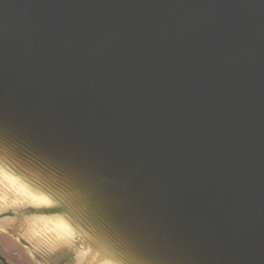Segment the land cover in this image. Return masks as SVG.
Segmentation results:
<instances>
[{
  "label": "water",
  "instance_id": "obj_1",
  "mask_svg": "<svg viewBox=\"0 0 264 264\" xmlns=\"http://www.w3.org/2000/svg\"><path fill=\"white\" fill-rule=\"evenodd\" d=\"M0 233L264 264V0H0Z\"/></svg>",
  "mask_w": 264,
  "mask_h": 264
},
{
  "label": "rangeland",
  "instance_id": "obj_2",
  "mask_svg": "<svg viewBox=\"0 0 264 264\" xmlns=\"http://www.w3.org/2000/svg\"><path fill=\"white\" fill-rule=\"evenodd\" d=\"M0 254L10 264H35L24 247L11 237L0 233Z\"/></svg>",
  "mask_w": 264,
  "mask_h": 264
},
{
  "label": "trees",
  "instance_id": "obj_3",
  "mask_svg": "<svg viewBox=\"0 0 264 264\" xmlns=\"http://www.w3.org/2000/svg\"><path fill=\"white\" fill-rule=\"evenodd\" d=\"M0 264H10V263L0 254Z\"/></svg>",
  "mask_w": 264,
  "mask_h": 264
}]
</instances>
